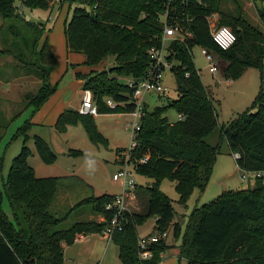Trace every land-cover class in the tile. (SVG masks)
<instances>
[{
    "label": "trees",
    "instance_id": "trees-1",
    "mask_svg": "<svg viewBox=\"0 0 264 264\" xmlns=\"http://www.w3.org/2000/svg\"><path fill=\"white\" fill-rule=\"evenodd\" d=\"M17 1V4H15ZM73 5L71 15L64 22L67 51L82 52L83 63L94 65L112 56L110 69H90L76 72L82 88L88 89L99 113L129 112L132 88L126 78H142L149 65V47L160 44L162 14L167 11L168 23L177 21L188 26L192 37L185 41L171 40L169 48L174 64L176 97L164 104L148 108L135 134L136 145L130 159L147 156L145 162L134 161L135 172L151 180L136 184L135 193L143 200L141 210L126 212V220L110 240L117 246L118 261L123 264H157L168 247L161 238L150 245L151 255L137 254V225L147 217L154 219L152 232L171 229L179 234L174 220L171 199L159 188L166 177L174 182L177 202L185 205L194 188L202 191L219 152L218 143L206 138L217 125V112L209 90L202 84L195 67L191 48L203 46L218 61H225L222 75L236 79L248 67L261 74L264 58V32L250 23L238 0L233 7H222L223 0H57ZM51 0H0V56L14 61L9 77L31 75L39 81L36 90L24 92L23 107L36 111L55 90L49 74L56 65V57L46 39L41 40L45 26L24 17L22 7L47 9ZM216 13L217 25H226L234 33L233 43L220 48L210 37L207 16ZM258 19L264 25V5L256 7ZM187 73V74H186ZM110 97L122 105L109 108L104 98ZM167 107L178 114L174 121L163 115ZM81 121L92 141L102 138L95 129L93 115L77 109L61 111L54 128L62 132L68 124ZM30 122L25 119L19 133L22 142L0 185V199L6 200L9 217L0 207V264H63V245L71 244L79 234L100 233L107 225L111 210L105 205L113 193L90 194L72 205H89L93 218L73 221L60 227L65 216L50 210V204L62 179L69 176H37L27 164L30 153L25 145ZM219 136L226 140L230 154L240 169L260 174L251 186L227 189L209 202L194 207L187 216L184 232L175 244L179 258L186 264H264V88L260 87L251 104L219 126ZM34 151L45 163L56 155L38 134L31 136ZM71 153H80L70 148ZM101 216L97 219L96 216Z\"/></svg>",
    "mask_w": 264,
    "mask_h": 264
},
{
    "label": "rangeland",
    "instance_id": "rangeland-1",
    "mask_svg": "<svg viewBox=\"0 0 264 264\" xmlns=\"http://www.w3.org/2000/svg\"><path fill=\"white\" fill-rule=\"evenodd\" d=\"M247 20L264 32V25L258 19L256 7L264 5V0H238ZM17 4V1H15ZM233 0H223L222 7H233ZM73 5L68 3L59 4L57 0H51L47 9L22 8L26 19L43 23L45 30L41 40L46 39L52 47L56 57L55 71L51 75L50 83L55 85L52 100L48 108L56 109L62 105L66 107H77L83 93L82 81L77 78L76 72H84L92 69L108 68L113 61L112 56H107L94 65L83 63L82 52L67 51L64 39V22L71 15ZM215 21L217 15H214ZM2 20L0 19V24ZM191 55L195 67L198 69L202 84L209 90L217 112V125L211 132L208 141L218 143L219 152L216 155L212 171L202 191L194 188L188 197L186 204L177 202L178 194L175 191L174 182L166 177L160 180L159 188L172 202L175 219L180 224V232L174 239L172 230L166 236L169 243L177 244L184 232L187 216L190 211L209 202L219 193L227 189H239L251 186L254 178L246 176L240 178L241 171L235 164V160L228 151L226 140L219 136V126L227 124L237 113L243 111L251 104V101L260 87L264 88V58L262 61L261 74L256 68L248 67V71L236 79H226L222 75V67L225 61L214 58L216 70H208V62L200 52V46L191 48ZM83 59V61H82ZM81 61V62H80ZM14 61L10 56H0V185L10 165V160L17 153L22 134L19 130L25 119L33 121L26 131L25 145L30 153L26 156V162L37 176H69L77 175L80 179L66 177L61 180L59 187L50 204V210L58 216H65L60 227H67L73 221L93 218L95 215L90 211L89 205H79L71 209L81 198L90 194L119 193L120 182L113 180L112 175L124 163L122 150L127 148L131 142L132 132L129 122L132 116L129 112L98 113L93 115L95 129L102 138L92 141L84 129L81 121L68 124L62 132L56 131L53 125L31 117L30 106L23 107L22 94L26 91L36 90L39 81L31 75L9 77ZM52 68V69H54ZM75 68V72L72 69ZM59 73V74H58ZM55 74L58 76L55 78ZM163 84L166 87L161 97L155 94H145L144 100L150 109L155 105L164 104L167 100L176 97L175 76L170 69H165L162 75ZM79 79V80H78ZM61 106V107H62ZM46 114V113H45ZM163 115L168 120L174 121L178 114L173 107H167ZM48 114L46 115L47 119ZM32 118V119H31ZM38 134L50 146L56 158L51 163L43 162L34 151L31 136ZM70 148L79 149L80 153H71ZM131 158V157H130ZM137 160V159H136ZM128 164L134 171V179L137 184H149L152 179L135 172L134 161ZM264 177V171L262 172ZM1 188V187H0ZM132 196V195H130ZM127 198V206L130 211L141 210L143 202L135 197L133 201ZM0 207L9 217L8 206L5 198L1 197ZM152 217L137 225L138 236H143L151 228ZM149 233V232H148ZM65 250L63 264H118L117 246L107 238H101L97 234L84 237L82 240L74 241ZM168 258V257H167ZM165 258V259H167ZM182 258V257H181ZM179 258V264H186ZM164 259V260H165ZM168 264V261L165 262ZM178 264V258L174 262Z\"/></svg>",
    "mask_w": 264,
    "mask_h": 264
},
{
    "label": "built area",
    "instance_id": "built-area-1",
    "mask_svg": "<svg viewBox=\"0 0 264 264\" xmlns=\"http://www.w3.org/2000/svg\"><path fill=\"white\" fill-rule=\"evenodd\" d=\"M215 13L207 16L209 34L212 40L222 49L228 48L234 41L235 36L231 29L226 25H217L214 18ZM167 11L162 14V36L160 44L158 46H151L148 49V55L150 58L149 65L146 69L145 75L142 78H126L125 83L132 88V93L130 96L131 102L134 107L129 111L132 116L129 122V127L131 128L132 137L131 142L127 148L122 150V155L124 156V163L121 164L120 168L112 175V179L120 182L121 191L115 194L111 202L105 205V208L111 210V216L107 225L102 230V234L110 239L112 234L120 230L126 220V212H129L127 206V198L133 194L136 186V181L134 179V171L128 164L133 161L130 159L131 150L136 145L135 134L139 129L140 118L144 113L143 110V96L145 94H164L166 87L163 84V72L165 69H170L174 60L168 59L171 54L169 44L171 40L185 41L192 37V32L188 26L180 25L177 21L168 23L166 20ZM200 52L208 62V70L214 72L216 70V64L214 62L215 56L211 51L203 46H200ZM187 74V73H186ZM104 104L109 108H114L115 106L122 105L123 102L115 101L110 97H105ZM77 111L82 114L96 115L99 113L97 104L95 103L91 92L88 89H83L79 104L77 106ZM232 156L234 159L239 157L238 152H233ZM147 156H142L135 161L145 162ZM240 178L245 179L246 176L255 178L260 173L255 170H245L240 169ZM167 235V230L162 232H150L143 236H138L137 254L140 258H146L151 255L150 245L157 242L159 239L165 238ZM118 264H123L119 262Z\"/></svg>",
    "mask_w": 264,
    "mask_h": 264
},
{
    "label": "crops",
    "instance_id": "crops-1",
    "mask_svg": "<svg viewBox=\"0 0 264 264\" xmlns=\"http://www.w3.org/2000/svg\"><path fill=\"white\" fill-rule=\"evenodd\" d=\"M23 8V7H22ZM21 8V9H22ZM49 48H50V50L51 51H53L52 50V47H50V45H49ZM53 53V52H52ZM54 54V53H53ZM82 61H83V59H82ZM81 62V61H80ZM91 69V68H90ZM89 69V70H90ZM93 69V68H92ZM248 69L249 68H246L244 71H243V73L241 74V76L244 74V73H246V71H248ZM75 68H73L72 69V71L73 72H75ZM89 70H87V71H89ZM55 71V68L54 69H52L51 70V72H50V74H49V81L51 80V75H52V73ZM87 71H84V72H87ZM59 74V73H58ZM58 74L56 75L55 74V78L58 76ZM79 80V79H78ZM230 80V79H229ZM165 94V93H164ZM164 94H161V95H164ZM52 95L53 94H50L49 95V97L41 104V106L36 110V111H33L30 115H31V117L33 118L34 117V119H38V120H41V121H44V122H46V123H48V124H50V125H53V127H54V122H55V120H56V118H57V116H58V114L61 112V111H63L64 109H66V108H72V109H76L77 107H66V108H63V106L62 105H60V106H58L56 109H51V111H49L48 112V110H50L49 108H48V105H49V103L51 102V100H52ZM156 96H158V97H161V95H158V94H155ZM145 96V95H144ZM144 96H143V98H144ZM142 98V99H143ZM143 103L144 104H146V105H148V103H147V101L146 100H144L143 99ZM62 106V107H61ZM46 113V114H45ZM48 114V116H47V119H46V115ZM31 118V119H32ZM30 122V124L33 122V121H29ZM55 129V128H54ZM56 130V129H55ZM57 131V130H56ZM210 135H212V133L211 134H209L208 135V137L206 138V140H207V142H209L210 144H213L212 142H210V141H208V138L210 137ZM33 170V169H32ZM33 173H34V171H33ZM113 194H116V193H113ZM134 197L141 203V202H143V200H142V198H140L139 199V197L136 195V193H135V189H134V191H133V194H132V196H130V199H129V201L131 202V201H133L134 200ZM141 208H142V206H141ZM133 211V210H132ZM138 211V210H137ZM96 218L97 219H101V216H99V215H97L96 216ZM174 220L175 221H177L176 219H175V217H174ZM153 222H154V219H152V222H151V228H150V230L148 231L149 233L152 231V227H153ZM178 224H179V222H178ZM180 224H179V229H180ZM171 229H168L167 230V234H168V232L170 231ZM147 232V233H148ZM179 232H180V230H179ZM98 235L99 237H101V238H104L105 236L103 235V234H100V233H89V234H79L78 236H76V238L74 239V241H79V240H82L84 237H86V236H90V235ZM167 236V235H166ZM178 236V235H177ZM177 236H175L174 237V239H176L177 238ZM106 238V237H105ZM165 239V242H166V244L168 245V247L161 253V260L157 263V264H166L165 262H167L168 261V264H174V262L176 261V259L178 258V264H179V256H178V253H177V251H176V247H175V242L173 241L172 243H169L167 240H166V237L164 238ZM110 239H107V241H109ZM73 241V242H74ZM72 242V243H73ZM179 243V242H178ZM177 243V244H178ZM70 245L68 244V245H63V255L65 254V250L69 247ZM168 257V258H167ZM165 258H167V259H165ZM63 259H64V257H63ZM165 259V260H164ZM181 260H183L184 262H185V259L184 258H181Z\"/></svg>",
    "mask_w": 264,
    "mask_h": 264
},
{
    "label": "water",
    "instance_id": "water-1",
    "mask_svg": "<svg viewBox=\"0 0 264 264\" xmlns=\"http://www.w3.org/2000/svg\"><path fill=\"white\" fill-rule=\"evenodd\" d=\"M111 66L108 67V69H110Z\"/></svg>",
    "mask_w": 264,
    "mask_h": 264
}]
</instances>
